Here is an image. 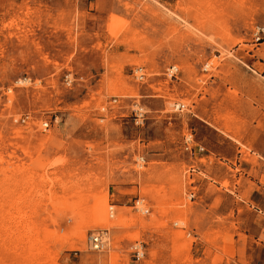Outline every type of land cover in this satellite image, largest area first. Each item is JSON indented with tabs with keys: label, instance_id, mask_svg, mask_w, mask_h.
I'll return each mask as SVG.
<instances>
[{
	"label": "rangeland",
	"instance_id": "obj_1",
	"mask_svg": "<svg viewBox=\"0 0 264 264\" xmlns=\"http://www.w3.org/2000/svg\"><path fill=\"white\" fill-rule=\"evenodd\" d=\"M257 26L264 0H0V264H134V239L142 264H264Z\"/></svg>",
	"mask_w": 264,
	"mask_h": 264
},
{
	"label": "built area",
	"instance_id": "obj_2",
	"mask_svg": "<svg viewBox=\"0 0 264 264\" xmlns=\"http://www.w3.org/2000/svg\"><path fill=\"white\" fill-rule=\"evenodd\" d=\"M264 33V26H257L253 37H254V42H259L262 41L263 36L262 34ZM136 72H138V78L142 79L144 77V72L141 66H137L135 69ZM169 77H172L175 75H177L178 73V68L176 65H170L166 72H165ZM65 80L67 82V84H71L73 82V77L70 74H67L65 76ZM182 103L180 102H176L175 103V109H180L182 108ZM24 121V118L22 119ZM49 127V122L48 121H43L41 128L42 130H46ZM182 146L183 149L185 151H187L189 154H195V153H199V152H203L205 151V147L194 141V137L191 131H189V133L185 134L183 136V140H182ZM141 162L145 163V158L142 155L141 156ZM201 169L199 168V166H196L194 164L189 165L188 167V176H191L194 173H200ZM194 192L190 191L189 192V198H193L194 197ZM133 207L141 212V213H147L149 211V207L147 206L146 202L144 201V198L141 197H136L135 200L133 201ZM109 216L113 217L112 213H113V206L110 205L109 206ZM87 245L90 247V249L93 250H104L106 249L109 245H110V236H109V232L108 229H99L93 232H90L87 236ZM129 255H130V260L134 263V264H142V261L146 255V242H144L143 240H139V239H134L133 241H131L130 245H129Z\"/></svg>",
	"mask_w": 264,
	"mask_h": 264
},
{
	"label": "crops",
	"instance_id": "obj_3",
	"mask_svg": "<svg viewBox=\"0 0 264 264\" xmlns=\"http://www.w3.org/2000/svg\"><path fill=\"white\" fill-rule=\"evenodd\" d=\"M262 44H264V39H262V41H259L256 43V47L253 49L254 51L256 49H259ZM264 53V49L262 51ZM248 55L249 56H253V60L252 62L256 64H262L263 66V69L261 71V76L264 77V55H258V54H254L253 52H248ZM253 71H256L255 69L251 68ZM251 181H254L256 183V185L258 187H261V190H259L258 188H245L243 189V192H242V197H247L246 199H250V198H255L256 200H260L259 202V205L261 204L262 208H260V206H254V205H251L252 207H255L253 208L256 212H262V209L264 208V191L262 190V185L261 184H258L257 181L255 180H251ZM234 192H237L235 193L236 195V198L239 197V194L241 193L240 190H238V188H236V190ZM238 204L237 201H233V205L236 206ZM258 224L264 228V219L261 220V221H258ZM246 228H244L243 230L239 231L241 234H244L243 236H246V238L243 239V237H241L242 235H239V233H234L232 234V238H233V243L235 246L239 245V246H242L245 245V243H247L249 240H250V236L252 235L253 236V239L254 240H259V233L256 232L254 233L253 230H250L249 229V232L245 230ZM255 235H257V238H255ZM260 243H263V241H260Z\"/></svg>",
	"mask_w": 264,
	"mask_h": 264
},
{
	"label": "bare ground",
	"instance_id": "obj_4",
	"mask_svg": "<svg viewBox=\"0 0 264 264\" xmlns=\"http://www.w3.org/2000/svg\"><path fill=\"white\" fill-rule=\"evenodd\" d=\"M178 74V73H177ZM142 110V109H141ZM141 156L142 155H139V156H137V158L135 159V161H136V164L139 166V165H144V163H142L141 162ZM109 206L110 205H108V207H107V213H108V216H109V214H110V212H109ZM113 206V205H112ZM112 214H114V211H113V213ZM113 216V215H112Z\"/></svg>",
	"mask_w": 264,
	"mask_h": 264
}]
</instances>
